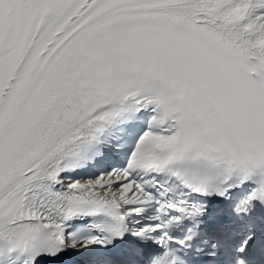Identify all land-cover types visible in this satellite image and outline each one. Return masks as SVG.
<instances>
[{
    "label": "snow or ice",
    "instance_id": "snow-or-ice-1",
    "mask_svg": "<svg viewBox=\"0 0 264 264\" xmlns=\"http://www.w3.org/2000/svg\"><path fill=\"white\" fill-rule=\"evenodd\" d=\"M0 264H264V0H0Z\"/></svg>",
    "mask_w": 264,
    "mask_h": 264
}]
</instances>
